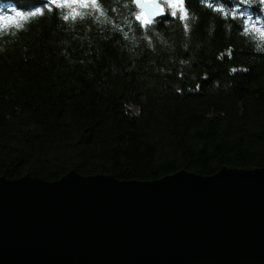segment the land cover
Returning <instances> with one entry per match:
<instances>
[{
  "label": "trees",
  "instance_id": "1",
  "mask_svg": "<svg viewBox=\"0 0 264 264\" xmlns=\"http://www.w3.org/2000/svg\"><path fill=\"white\" fill-rule=\"evenodd\" d=\"M98 3L104 15L65 21L76 9L0 0V15L45 12L0 26V178L264 169V6L254 0L240 22L188 0V29L177 19L145 31L129 0Z\"/></svg>",
  "mask_w": 264,
  "mask_h": 264
},
{
  "label": "water",
  "instance_id": "2",
  "mask_svg": "<svg viewBox=\"0 0 264 264\" xmlns=\"http://www.w3.org/2000/svg\"><path fill=\"white\" fill-rule=\"evenodd\" d=\"M0 264H264V169L0 178Z\"/></svg>",
  "mask_w": 264,
  "mask_h": 264
},
{
  "label": "snow or ice",
  "instance_id": "3",
  "mask_svg": "<svg viewBox=\"0 0 264 264\" xmlns=\"http://www.w3.org/2000/svg\"><path fill=\"white\" fill-rule=\"evenodd\" d=\"M205 3L206 7L221 14L225 19L233 21H252V16L244 10L245 6H251L254 0H236V7H231L229 0H220L215 5L207 0H200ZM258 6H264V0H255ZM129 11L135 18L138 28H143L145 31H151L155 23H162L164 21L172 22L175 20L184 21V29H188L189 25V6L188 0H129ZM44 7L48 11H57L60 9H76L71 16L64 15L65 21L76 20L82 18L81 9H93L104 15V11L98 3V0H45ZM110 10V9H109ZM14 14L0 15V26L9 27L15 26L19 28L20 22L28 20L32 17L43 16L45 14L44 8H34L31 12L24 13L19 10H13ZM259 35L264 37V28H257ZM127 38V37H126ZM264 50V49H262ZM247 71V68L242 69ZM233 72L237 69L233 68Z\"/></svg>",
  "mask_w": 264,
  "mask_h": 264
}]
</instances>
